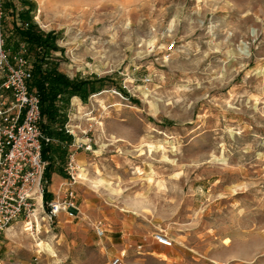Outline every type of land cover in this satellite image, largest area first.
Returning <instances> with one entry per match:
<instances>
[{
	"label": "rangeland",
	"instance_id": "1",
	"mask_svg": "<svg viewBox=\"0 0 264 264\" xmlns=\"http://www.w3.org/2000/svg\"><path fill=\"white\" fill-rule=\"evenodd\" d=\"M18 1L1 0L5 42ZM31 1L60 70L104 83L70 112L75 182L67 149L44 197L72 187L79 210L14 221L0 264H264V0Z\"/></svg>",
	"mask_w": 264,
	"mask_h": 264
},
{
	"label": "built area",
	"instance_id": "2",
	"mask_svg": "<svg viewBox=\"0 0 264 264\" xmlns=\"http://www.w3.org/2000/svg\"><path fill=\"white\" fill-rule=\"evenodd\" d=\"M2 15L0 0V87L6 91V95L0 93V238L2 232L19 219L25 231L40 232L42 220L50 223L61 210H79L72 187L67 188L64 199L46 202L47 208L44 204L47 161L43 144L55 140L42 129L40 96L30 86L32 62L23 55L18 56L15 63L10 58ZM174 44L172 41L168 45V53ZM74 120L69 117L64 125L71 135L75 134ZM83 145L86 150H92L90 140ZM66 165L72 182H75L79 164L74 153L68 154ZM96 229L98 234L104 233L101 222ZM154 238L163 245H172L169 236L160 230L154 232ZM124 255L125 252L116 255L112 264H124Z\"/></svg>",
	"mask_w": 264,
	"mask_h": 264
},
{
	"label": "trees",
	"instance_id": "3",
	"mask_svg": "<svg viewBox=\"0 0 264 264\" xmlns=\"http://www.w3.org/2000/svg\"><path fill=\"white\" fill-rule=\"evenodd\" d=\"M21 1L28 8H23L16 13L15 10L13 11V26L10 28V33L6 35V47L11 50L13 57L20 54L32 62L30 86L36 89L40 96L42 129L46 135L57 140L56 143L44 142L43 144V155L48 161L45 171V199L47 201L51 196L47 190L51 175L61 170L60 167H55V162L59 156L64 160L68 146L73 140L72 135L64 129L68 121L67 109L70 106V100L73 96H79L83 101H87L91 94L102 89L104 79L71 78L62 72L59 62L52 57V51L60 49L57 44V33L42 30L31 14L33 2L31 0ZM3 8L7 9L5 5ZM16 17L22 21V25L16 24ZM12 56H10L11 59Z\"/></svg>",
	"mask_w": 264,
	"mask_h": 264
},
{
	"label": "crops",
	"instance_id": "4",
	"mask_svg": "<svg viewBox=\"0 0 264 264\" xmlns=\"http://www.w3.org/2000/svg\"><path fill=\"white\" fill-rule=\"evenodd\" d=\"M18 1V0H17ZM19 2V1H18ZM23 6H21L22 8ZM83 104V101L82 99L79 97V96H73L70 100V106L68 107V118L70 116V112L71 110L73 109H76V106H79ZM76 144V147L78 146V143L76 141H74V139L72 140V143L69 145V148H68V154L70 152L74 153V146L73 145ZM75 158L81 162L82 161V153L78 152L75 150ZM68 156V155H67ZM67 178L66 177H63L61 176L60 174H58L57 172H54L51 176V182L49 183V185L47 186V190L52 194V195H56L58 194L59 192H62L63 190V185L67 182L66 181Z\"/></svg>",
	"mask_w": 264,
	"mask_h": 264
}]
</instances>
